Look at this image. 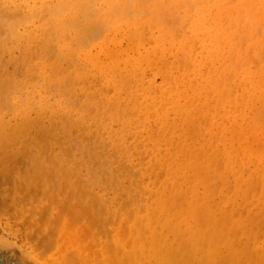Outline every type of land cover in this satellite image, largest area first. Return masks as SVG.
Returning a JSON list of instances; mask_svg holds the SVG:
<instances>
[{
  "label": "bare ground",
  "instance_id": "1",
  "mask_svg": "<svg viewBox=\"0 0 264 264\" xmlns=\"http://www.w3.org/2000/svg\"><path fill=\"white\" fill-rule=\"evenodd\" d=\"M178 19H181L182 24H178L176 29L174 25L179 21ZM170 22L175 23L172 26ZM72 30L75 31L76 41L79 42L72 43L74 45L71 47L72 51L73 48L77 50V47L81 45L80 49L83 47L86 49L104 34L100 43L90 46L88 51L81 50L82 52L77 55L88 66V70L83 72H77L79 71L77 70L75 77H72L75 84L78 83L80 86L79 92L70 86L73 84L71 79L69 86L74 91L68 90L71 92L67 96L63 94L65 98L52 102V98L40 95L42 92L38 95L27 93L23 99L17 96L20 100H17V97L11 100L13 105H10L6 98L8 103L6 104L2 100L7 95L5 93L11 91V94L15 91L18 95H22V92L19 94L20 91H16L18 85L23 86L21 91L22 89L24 91L27 85H31L32 81L21 76L20 72L23 69H26L27 73L31 72L34 68H30L29 61L33 58L42 61V56H39L42 51L44 54V50L50 49L51 53L53 50L57 52V57L60 59L64 57L70 60L73 57L68 42ZM146 36H149V39ZM124 40L130 45L126 50L122 48ZM10 44L16 47V52L18 47V49L22 48V51L26 50V53L31 52L32 56L29 57L31 55L29 53L30 59H25L27 63L25 61L23 66L22 61L17 63L19 59L12 63V52L10 61L7 62L6 57L0 54V190L6 189L12 182L17 184L18 179L13 180L10 176H19L22 170L32 167L26 161L33 160L36 165V167L33 165V168L51 169L50 174L41 173L44 175L42 177L44 181L40 180L38 186L43 184L42 186L54 185L56 188L58 186L65 188L57 190L56 198L53 197V202L61 205L58 207L64 214L71 213L79 220L82 218L83 221L80 223L88 219L86 223L88 221L93 228L102 222L101 228L97 227V229L103 232L107 230L106 225L109 228L112 225L111 228L115 229L114 226L117 224L125 225L131 218L136 220L138 229L136 242H127V245L124 243L121 245V243L119 247L115 245L114 252H111V256H104L101 264H183L182 262L190 264L194 253H197L195 240L204 243L208 241L209 244L215 241L217 242L215 247H219L220 242L222 244L226 242L222 245L225 246L224 249L220 246L223 250L226 249L224 253H218L222 250L215 248L223 259L222 254L227 255V249H231L229 244L232 246L231 244L235 242L247 243L251 238L260 240L259 238L264 236V121L262 117L264 116V0H0V53ZM75 45L78 46L75 47ZM128 48L131 49L128 51ZM6 49L5 54H7ZM130 51L134 53L131 55ZM24 56L27 57V54ZM71 62L68 65H71ZM7 65L12 66L11 72L9 68L7 69L9 71L6 70ZM56 66L60 69L58 65ZM42 67L39 64L41 80L64 82L60 86L64 87L65 84L67 86L68 79L66 78V81L61 75L64 71L61 69L64 67L61 66L62 72L59 75L60 71L57 70L58 76L55 71V76L53 75L52 69L51 77L46 75ZM68 68L71 67L68 66ZM68 68L65 69L68 70ZM90 70L97 75L93 73V76H96L94 84L88 76L92 73ZM156 77L161 80L159 85ZM11 95L15 96V93ZM10 99L12 98L8 99L9 102H11ZM255 104L258 108L254 107ZM6 105L11 109L13 107L11 113L6 112L10 110L9 107L5 108ZM251 107L257 110H251ZM250 110L255 113L250 117L251 120L249 121L248 118L246 122ZM221 111L223 114L221 113L219 119L224 122L217 123ZM72 114L75 120L77 118L81 122L92 115L95 124L100 127L94 128L93 133L100 134V129L106 141L112 149L116 150L115 153H118L120 161L138 169V173L141 174L140 182L145 180L144 183L142 181L144 187L141 188H144L148 194V197L143 198L142 201L140 197L142 205L138 207V202H136L137 206L127 202L125 204H128L127 207L119 213L108 206V203L112 201L111 195L108 196V203L105 199L99 198L100 196L97 198L100 186L92 187L90 183V185L87 184L88 180L81 179L80 170L83 166L82 171L83 169L88 172L91 170V175L94 173L93 178H96L95 176L100 172L99 169L101 167L103 169L105 164L102 166V162V164L99 162L101 165L96 162L94 165L95 162H92L93 165H85L87 163L84 164L82 161H73L71 156L69 160L70 151L68 152L67 145L60 140L64 134H67L66 128L74 124L70 122ZM115 124L116 129L112 128ZM203 124H205L204 127H202ZM87 127L84 126L81 130L84 132L91 130ZM18 136L23 143L19 141L21 145L16 146V141L13 147L9 142L12 139L18 140ZM57 143H61L63 147L59 151L56 149ZM57 153L59 157L56 156ZM58 167L61 170H59L60 174L57 173ZM55 168L57 172L52 170ZM69 168L74 169L73 174ZM67 170L70 171L69 174ZM98 170L99 172L95 175V171ZM103 172L105 173L104 169ZM128 173L127 176L134 177L136 172ZM112 178L113 176L110 179L108 177V181L106 180L108 183L105 181L106 186L108 184L110 187L113 186L112 189H116L119 178L117 181L116 177ZM135 178L136 174L133 179ZM55 187L53 189L56 190ZM66 192L68 196L64 195ZM146 193L144 192L143 196H146ZM1 194L3 192H0ZM9 195H6L8 199L11 196ZM117 197L116 200L119 199ZM136 197L138 199L139 196ZM127 199L132 201L134 195L131 194ZM113 204L116 206L114 202ZM96 208H99L98 212L101 210L100 215ZM104 212L105 215L108 214V218L100 220L104 217V215L101 217V213ZM96 216L101 217L99 221ZM60 221L55 224L61 223ZM75 222L79 221L75 219ZM133 225L131 230L135 229V222ZM54 227L57 229L60 226L54 225ZM122 227L124 229V226ZM163 227H167V237L160 232ZM168 227H172V230L175 227L181 230L183 228L185 231L182 233L179 231L178 234L172 231L174 239H171V235L168 239ZM203 227L207 229L205 236L199 233ZM224 227L227 231H223ZM83 230H85L84 227ZM127 230L130 232L129 229ZM112 231L108 233L110 239ZM85 232L88 234L86 230ZM120 233L122 234V231ZM159 233L161 236L157 237ZM196 234L200 236L195 237ZM116 235L119 236V233ZM62 236L60 235L61 238ZM123 236L120 237L123 238ZM181 236H183L182 240L186 238V241H183L184 246L180 245L182 241H177L181 239ZM72 237L70 238L74 239ZM134 238L132 239L135 240ZM132 239L130 240L133 241ZM8 240L5 236L0 237V264L50 263L41 261L35 253ZM120 240L124 242L125 239ZM115 242L120 243V241ZM176 243L178 244L175 245ZM211 248L206 252L209 258L213 256V254L210 255V252L214 251ZM261 248L264 249V247ZM261 248L255 249L260 251ZM43 249L39 255L42 254ZM80 250L70 254H74L73 258H86L82 247ZM244 250L243 254L248 251L244 252ZM109 251L106 253L110 254ZM88 253L89 257H87L91 259V252ZM243 254H241L242 257L236 254L238 258L232 255L235 259L229 257L227 259H239L240 262ZM199 256L201 255L196 257L199 258ZM244 256L248 258L246 254ZM261 256L260 258L264 257ZM95 257L98 259L99 255ZM218 258L215 264L221 259ZM97 259L94 260L97 262ZM194 261L198 263L195 256ZM69 263L70 261L67 262ZM87 264L92 263L88 261Z\"/></svg>",
  "mask_w": 264,
  "mask_h": 264
},
{
  "label": "rangeland",
  "instance_id": "2",
  "mask_svg": "<svg viewBox=\"0 0 264 264\" xmlns=\"http://www.w3.org/2000/svg\"><path fill=\"white\" fill-rule=\"evenodd\" d=\"M91 21H93V19H90ZM179 20V19H178ZM90 21V22H91ZM181 22V19L174 25V23H172V22H170L171 24H172V26L174 25L175 26V28L177 27V26H179V25H181L182 24V22ZM170 24V25H171ZM179 24V25H178ZM179 28V27H178ZM177 29V28H176ZM72 32V34L69 36L70 37V39H69V43H70V46H69V49H71V53L73 54V57H71L70 58V60L69 59H65L64 57H61V59H60V57H57V52H54L53 50H52V53H51V50L50 49H48V50H44V54H45V52L47 53V51H49L47 54H43V51H42V53H40V55L39 56H42L41 57V59L43 58V60L42 61H40L39 59L38 60H36L35 58H33V59H35V60H31V61H29L30 62V68L31 69H33L31 72H29V73H27V71H26V69H23L22 71H21V69H20V73H21V76L23 75V77L25 76L28 80H30V81H32L31 82V85H27L26 86V89L24 88V91H23V89H22V91H21V88L23 87V86H20L19 87V85H18V88H16V91H20V93L19 94H21V92H22V95H18L17 94V92H15L14 90H15V88L13 89V91L14 92H12V93H15V96H12L11 94H10V92L11 91H9V92H7V93H5V94H7V95H5V99H2L5 103H6V98H7V102L8 103H10V105L12 104L13 105V101H11V100H15L16 99V97L18 96V97H21L22 99L25 97V95L27 94V93H33V95H38V94H40L41 92V94L40 95H42V96H47V97H49L51 100H52V102H54V101H56V99L57 100H59L60 98H65L71 91H74V90H76V91H78L79 90V84L78 83H76L75 84V82H74V78H72V77H75L74 76V74H75V71H77V70H79V71H77V72H83L84 70L86 71V70H88V66H86L87 64H85V62L83 61V59L81 58V57H78L77 55L78 54H80L82 51L81 50H85V51H88L89 49H90V46H92V45H97V43H100L102 40H103V38H104V34H102L101 35V37L99 38V40H97L96 42H93L92 43V45L90 44L88 47H86V49H84V47H83V49L81 48L80 49V47L82 46H79V47H77L78 45H75V47H77V50L75 49L74 50V48H73V51H72V48L71 47H74V43H79V42H77L76 41V38H75V31H71ZM78 32V31H77ZM149 36H146V38L147 39H149L148 38ZM72 39V40H71ZM74 39V40H73ZM144 40V39H143ZM124 42V43H123ZM125 40L124 41H122V48H125L124 50H126L127 49V47L129 46L130 47V45H128V43L126 42V44H125ZM73 43V44H72ZM126 46H125V45ZM73 45V46H72ZM124 45V46H123ZM11 47H14V48H11ZM7 48V49H6ZM5 49H6V51H7V54H9V55H7V54H5L4 52H5V49L4 50H2L1 51V56L3 55V57L5 58H7V56H8V58L6 59L5 58V61L7 62V61H10L9 60V57H10V54H11V52H12V55H13V57L11 58L12 60H13V62L12 63H14V61L17 59V61H18V59H19V61L17 62V63H20V61H22V63H21V65H23L24 66V64H25V61L28 59H30V58H28V56L31 54V52H27L26 53V50H21L22 48H20V49H18V47H17V52H16V47L15 46H12L11 44L9 45V47H8V45H7V47H6ZM10 48L12 49V50H10ZM132 48V47H131ZM131 48H128V51L131 49ZM24 49V48H23ZM46 49V48H45ZM80 49V50H79ZM13 50H15L14 52H13ZM20 50H21V52H20ZM30 51V50H29ZM40 52H41V50H40ZM76 52V53H75ZM78 52V53H77ZM4 53V54H3ZM30 53V54H29ZM130 53H131V51H130ZM133 53H134V51H133ZM133 53H131V55L133 54ZM27 54V57H25L24 55H26ZM5 55V56H4ZM7 55V56H6ZM54 57H53V56ZM20 56H22V58L20 57ZM32 56V54L29 56V57H31ZM49 56V57H48ZM15 58V59H14ZM37 58V57H36ZM38 58H40V57H38ZM47 58V59H46ZM53 58V59H52ZM60 60H59V59ZM21 59V60H20ZM26 59V60H25ZM74 59V60H73ZM58 60H59V62H58ZM68 60V61H67ZM71 60L73 61V62H71ZM4 61V62H5ZM49 61V62H48ZM51 61V62H50ZM56 61V62H55ZM83 61V62H82ZM42 62V63H41ZM69 62H71L70 64L71 65H68L69 64ZM76 62V63H75ZM26 63H27V61H26ZM38 63V64H37ZM80 63V64H79ZM39 64L41 65V66H43L41 69H43L44 70V72L46 73V75L48 76V77H51V73H52V69H53V75L55 76V74H54V71H55V73H56V76H58L59 74H61V72L64 70L65 71V73H64V71L62 72L63 74H61L62 76H64L65 77V79L67 78L68 79V83H67V86H66V84H65V86L64 87H62V86H60V85H62L64 82H57V81H55V80H53V81H43V80H41L40 78V69L38 68L39 67ZM77 64V65H76ZM50 65V66H49ZM54 65V66H53ZM56 65H58L59 66V68L61 69L62 67H64V68H62L61 70L62 71H60V69H58V68H56L57 66ZM66 67H65V66ZM78 67H76V66ZM79 65V66H78ZM80 65H81V67H85L84 69L83 68H81L80 67ZM34 66V67H33ZM36 66V67H35ZM62 66V67H61ZM68 66H70L71 68H68ZM6 67V70L9 68L10 69V71L9 70H7V71H9V72H11L12 71V66H9V65H7V66H5ZM5 67H4V69H5ZM50 67V68H49ZM52 67V68H51ZM65 68H68V70L67 69H65ZM74 68H76V69H74ZM83 69V70H82ZM90 69V68H89ZM13 70H15V67H13ZM57 70H59L60 71V73H58V75H57V72H59V71H57ZM47 71V72H46ZM48 71H49V73H48ZM73 71V72H72ZM91 71V70H90ZM92 73H90L88 76L89 77H91L90 78V81H91V83H93V82H95V77L97 76L93 71H91ZM19 73V72H18ZM17 73V74H18ZM93 73L96 75V76H93ZM29 76V77H28ZM30 76H33V77H30ZM68 76H71V77H68ZM93 76V77H92ZM38 77V78H37ZM157 78V84L159 85L160 84V82H161V80H159L160 78L159 77H156ZM19 79H21L20 78V76H19ZM67 79H66V81H67ZM71 79L73 80L72 81V83L73 84H71L70 85V81H71ZM35 80V81H34ZM65 81V82H66ZM90 81H89V83H90ZM22 82V81H21ZM21 82H20V84H21ZM58 84V85H57ZM94 84V83H93ZM74 89V90H72V88L70 87V86ZM46 86V87H45ZM53 86V87H52ZM57 86V87H56ZM74 86V87H73ZM87 86H93V85H87ZM29 87V88H28ZM54 87H55V89H54ZM66 87L68 88V89H66ZM70 87V88H69ZM20 88V89H19ZM27 88H28V90H27ZM31 88H32V90H31ZM60 88V89H59ZM76 88H78V89H76ZM49 89V90H48ZM53 90V91H52ZM55 90V91H54ZM65 90V91H64ZM68 90H71V91H68ZM33 91V92H32ZM36 91V92H35ZM79 92V91H78ZM77 92V93H78ZM8 93H9V96H8ZM36 93V94H35ZM23 94H24V96H23ZM56 94H57V96H56ZM63 94H65L66 96H64ZM14 95V94H13ZM77 95H79V93L77 94ZM112 95V94H111ZM12 98V99H10V101L12 102H9L8 101V99L9 98ZM18 97H17V100H20V98L18 99ZM54 97H57V98H54ZM25 100V99H24ZM21 101H23V100H21ZM8 103H6V104H8ZM7 107H9L10 108V110L9 111H6L7 113H11L12 112V109H13V107H12V109H11V107L10 106H7L6 105V107L5 108H7ZM255 108L257 107V104H255V106H254ZM253 107V109H252V107H251V110H254V111H256L257 109H255ZM8 108V109H9ZM258 108V107H257ZM7 110V109H6ZM249 111V114H248V116L246 117L247 119H246V122H248V118H249V121L251 120L250 119V117L253 115V113H255L254 111ZM263 112H264V110H263ZM223 114V111H221V112H219V115H218V118H217V123H220V122H224L223 120H220L219 118H220V115H222ZM250 113H251V115H250ZM74 114V113H73ZM72 114V117H70V122L74 125H72V126H70V127H68V129L66 128V131H65V133H67V134H64V136H62V138H61V140L60 141H62V142H64L66 145H67V147H68V152H69V160H73V161H79V162H83L84 164L85 163H87V164H85V165H90V164H92V162H95L94 163V165L96 164V162L98 163V164H100L101 162L103 163H101L102 164V166H104V164H105V166L103 167V169H104V171H105V173L103 172V169H102V167L99 169L100 170V172H99V170L98 171H95V175H97V173H98V177L97 176H95L96 178H93L94 177V173L91 175V170H89V172L87 171V170H85V169H83V171H82V168H84V166L81 168V170H80V177H81V179L82 180H84V181H87L88 183L87 184H91V186L92 187H98V186H100V187H98V189L100 190L97 194L98 195H96V197L98 198L99 196V198H103V199H105L106 201H107V203H108V201H109V197H110V195H111V197H110V199H112V201H110V203H108V206H111L110 208H114L117 212H119L120 213V211L123 209H125L126 207H127V205H125L127 202L129 203V202H131L130 204L131 205H133V206H137V203L136 202H138V207L140 206V205H142V202H140V200L142 201V199L144 198V199H146L147 197H148V194L146 193V191H145V189L143 188H141V187H144L143 186V183L145 182V180H141V182H140V179L139 178H141V174L140 173H138V169L135 167H132V166H129V165H127V164H125V163H122L121 161H120V159H119V157L117 156V154L118 153H115L116 152V150L115 149H112V146L106 141V138H105V136L104 135H102L103 133H101V130L99 129V132H100V134H98V135H95V133H93V131H94V128H100V127H98L97 125L98 124H95L96 122H95V119H94V117L92 116V115H89L88 117H86L85 118V120H84V122H81V120L80 119H78L77 120V118H76V120H75V117H74V115ZM264 114V113H263ZM262 114V115H263ZM263 117V121H264V116H262ZM87 119V120H86ZM89 120V121H88ZM79 123H78V122ZM85 121H87V122H85ZM84 123V124H83ZM86 123H88L87 125H86ZM90 123V124H89ZM92 123H94V124H92ZM79 124V125H78ZM47 125V124H46ZM93 127H92V126ZM204 125L205 124H203L202 125V127H204ZM77 126H79V127H77ZM83 126V127H82ZM84 126H85V128H86V126H88L87 128H91V130L90 129H88L87 131H82L81 130V128H84ZM89 126H91V127H89ZM113 127L112 128H114L115 127V129L117 128L116 127V124L115 125H112ZM79 128V129H78ZM91 132H90V131ZM83 133V134H82ZM84 133H87L86 135L84 134ZM74 134V135H73ZM81 134V135H80ZM94 134V135H93ZM72 135V136H71ZM78 135V136H77ZM102 137H101V136ZM66 136V137H65ZM91 136V137H90ZM99 136V137H98ZM19 137V136H18ZM69 139H68V138ZM104 137V138H103ZM72 138V139H71ZM20 139V140H19ZM19 139L17 140H15L14 141V139H12V141H14L13 143H12V141L11 142H9V144L11 143L12 145L17 141V144L15 143V145L16 146H20L21 145V143H23L22 142V139L19 137ZM75 139V140H74ZM66 140V141H65ZM73 140V141H72ZM21 143H20V142ZM1 143V142H0ZM104 143V144H103ZM108 143V144H107ZM106 144V145H105ZM59 147H58V146ZM107 145H108V147H107ZM56 146L58 147H56V149H57V151H59V150H61L63 147H62V145H61V143L60 144H56ZM71 146L72 147H74L75 146V148H71ZM89 146V147H88ZM255 146V145H254ZM13 147H15L14 145H13ZM62 147V148H61ZM256 147V146H255ZM79 149V150H78ZM87 153H85V152ZM114 151V152H113ZM113 153H115V154H113ZM86 154V155H85ZM102 154V155H101ZM112 154V155H111ZM58 155V157H59V154L57 153L56 154V156ZM84 155V156H83ZM70 156H71V159H70ZM77 156V157H76ZM102 156V157H101ZM100 157V158H99ZM110 157V158H109ZM116 159V160H115ZM92 160V161H91ZM94 160V161H93ZM101 160V161H100ZM87 161V162H86ZM90 161V162H89ZM100 162V163H99ZM115 162V163H114ZM26 163L28 164H30L29 166H32V167H27L26 169H25V171L24 170H22V172H20V174H19V176H17V175H15V176H10V178L11 177H13V180L14 179H18L17 180V184L15 183V182H12L11 184H13V186L10 184V185H8V187L5 189V188H3L4 189V191H2V190H0V192L2 193L3 192V194L5 195H3V194H1V195H3L2 196V199H4V200H2V199H0V205H2V206H0V237H7L9 240V242H11V243H13V241L15 242V243H17L18 245H21L23 248H25V249H28L29 251H31V252H33V253H35L36 255H37V257L41 260V261H43V262H50L49 264H67V262H69L70 261V263L69 264H83V263H85L86 261V264L88 263V261H89V263H92V264H101L102 263V260L101 259H103L104 258V256H111V252H114V247H116L115 245H117V247H119V245L121 244V245H123V243H124V245H127L128 243L127 242H133V243H135L136 242V239H137V237H138V229H137V225H136V220H134V219H130L129 221H128V223H126L125 225L124 224H120V225H122V226H124V229H122L123 227L122 226H120L119 224H117V226H114L115 227V229L114 228H111L112 227V225H110V228H109V226L108 225H106L105 227H106V231L105 232H103V231H101L99 228L97 229V227H100L101 228V224H102V222H101V224H100V222H99V226H97V227H94L93 228V225H91L88 221H87V223H86V220H88V219H86L84 222H81L80 223V221H83V220H81L82 218H80V220H79V218H77L75 215H72L71 213H65V214H68V215H70V216H68V217H66V215L63 213V212H61L60 210V208L58 207V206H61V205H58L56 202L54 203L53 201H54V198L53 197H55V194H57V190H63V189H65V188H61V186H58L57 188L54 186V185H52V187L50 186V185H45V186H42V185H40L41 186V188H40V186H38L37 184H40V182L41 181H44L43 179L44 178H42L44 175H42V174H44V173H46V174H50L51 173V169L49 168V170H48V167H46L45 169H44V167L42 168V169H37V168H35L36 167V165H34L35 164V162L33 161V160H31V162H30V160L29 161H26ZM33 163V164H32ZM100 164V165H101ZM108 164V165H107ZM122 166H121V165ZM33 165L35 166L34 168H33ZM93 165V164H92ZM124 165V166H123ZM123 167V169H121V167ZM126 166H127V168H126ZM130 167H132V168H130ZM28 168H30V169H28ZM32 169H33V171H32ZM56 169L57 168H55V170L54 169H52L53 171H56ZM121 169V170H120ZM126 169V170H125ZM129 169H130V171H129ZM132 169V170H131ZM36 170H37V172H36ZM43 170V171H42ZM60 169H59V167H58V172L57 173H59L60 171H59ZM69 170L72 172V174H73V168H69ZM93 170V169H92ZM119 170V171H118ZM124 170H125V173H124ZM50 171V172H49ZM70 171H68L67 170V172H68V174H69V172ZM94 171V170H93ZM108 171V172H107ZM115 173V175H113L114 173ZM128 172H132V173H134V172H136L135 174H136V178H135V180L133 179L134 177H135V174H134V177H133V175L130 177V176H127L128 174H130V173H128ZM42 173V174H41ZM90 173V174H89ZM110 175H109V174ZM113 173V174H112ZM128 173V174H127ZM131 173V174H132ZM37 174V175H36ZM41 174V175H40ZM60 174V173H59ZM122 174L124 175V176H122ZM137 174L139 175V176H137ZM83 175V176H82ZM108 175V176H107ZM37 176V177H36ZM103 178H102V177ZM113 176V178L114 177H116L115 179H116V181L118 180V178H119V180H118V182H117V185H118V187H116V189H112V187H110V185H108L107 184V186H106V183H105V181L107 180L108 181V177H109V179L111 178V177ZM18 177V178H17ZM20 177V178H19ZM40 177V178H39ZM105 177V178H104ZM107 177V178H106ZM121 177H122V179H121ZM124 177V178H123ZM98 178V179H97ZM112 178V179H113ZM114 179V180H115ZM41 180V181H40ZM104 180V181H103ZM124 180L126 181L125 183H124ZM16 181V180H15ZM35 181V182H34ZM40 181V182H39ZM90 181V182H89ZM106 181V182H107ZM121 181V182H120ZM133 181V182H132ZM134 181H135V183H134ZM142 181H143V183H142ZM39 182V183H38ZM100 183V185H97V184H99ZM139 182V183H138ZM108 183V182H107ZM120 183V184H119ZM121 183H122V185H121ZM124 183V184H123ZM134 183V184H133ZM137 183H138V185H137ZM89 184V185H90ZM126 184V185H125ZM129 184V185H128ZM141 184V185H140ZM31 185V186H30ZM38 186V188L36 187V186ZM128 185V186H127ZM133 185V186H132ZM12 186V187H11ZM49 186V187H48ZM122 186V187H121ZM137 186H139V187H137ZM34 188V190H33V188ZM56 188V190L55 189H53V188ZM108 187V188H107ZM121 187V188H120ZM124 187V188H123ZM129 187V188H128ZM13 188H14V191H12L13 190ZM16 188V189H15ZM107 188V189H106ZM109 188H111L110 189V191L109 192H107V190L109 189ZM118 188H119V190H118ZM42 189V190H41ZM104 189V190H103ZM120 189H122V190H120ZM135 189V190H134ZM126 190V191H125ZM128 190H131V191H128ZM143 190H144V192L146 193V196H143V194H144V192H143ZM5 191H7L6 192V194H5ZM9 191H11V192H9ZM65 191V190H64ZM63 191V192H64ZM114 191H115V193L116 194H121V195H117L118 197H119V199H120V201L118 202V197L116 196V194L114 193ZM122 191V192H121ZM139 191H140V193H139ZM52 192H54V193H52ZM113 192V193H112ZM126 192V194H124ZM130 192H132V193H130V195H129V193ZM9 193H13V194H10L9 195ZM15 193V194H14ZM108 193V194H107ZM135 193V194H134ZM136 193H138L137 195H136ZM9 195L10 196V198L8 199V196H6V195ZM68 194V192H66L64 195L65 196H68L67 195ZM107 194V195H106ZM115 194V195H114ZM131 194H132V196L134 195V199L132 200V201H129L128 199H127V197L128 196H131ZM1 195H0V198H1ZM22 195H23V197H22ZM106 195V196H105ZM123 195V197H121ZM139 196L138 197V199H137V197L136 196ZM107 198H105V197ZM109 196V197H108ZM22 197V198H21ZM24 197H25V200L23 201V199H24ZM116 197H117V199L118 200H116ZM121 197V198H120ZM126 197V198H125ZM140 197H141V199H140ZM7 198V199H6ZM17 198V199H16ZM56 198V197H55ZM6 199V200H5ZM10 199H12V200H10ZM21 199H22V203L20 204V202H21ZM137 199V200H136ZM140 199V200H139ZM8 200H10V201H8ZM126 202H125V201ZM12 201V202H11ZM15 201V202H14ZM125 202L124 204H123V202ZM133 201H134V203H133ZM3 202H7V203H3ZM113 202L115 203V205L116 206H114V204H113ZM11 203H13V204H11ZM122 203V204H121ZM110 204V205H109ZM120 204H121V206H120ZM5 205V206H4ZM16 205V206H15ZM56 205V206H55ZM125 205V206H124ZM4 206V207H3ZM10 206V207H9ZM106 206H107V204H106ZM104 207V205L102 204V208ZM116 207V208H115ZM117 207H119V209L117 208ZM125 207V208H124ZM4 208V209H3ZM7 208H9V209H7ZM10 208H11V210H10ZM54 208V209H53ZM100 208V207H99ZM99 208H96V211L98 212V209ZM128 208H129V206H128ZM130 208H133V207H130ZM22 209V210H21ZM104 209V208H103ZM119 211H118V210ZM100 212H101V210H99ZM105 211V210H104ZM8 212V213H7ZM49 212V213H48ZM60 212V213H59ZM100 212H98L99 213V215H100ZM106 212V211H105ZM105 212L104 213H101L102 215H101V217L104 215V217L102 218V219H100V218H98L99 216H96V218L98 219V221H99V219L100 220H105L104 218H108V214L106 213V215H105ZM111 212V211H110ZM123 211H121V213H122ZM57 213H59V214H57ZM63 213V214H62ZM93 213H95V210L93 209ZM118 213V214H119ZM16 215V216H15ZM30 215V216H29ZM48 215V216H47ZM60 215V216H59ZM64 215H65V217L67 218V220L65 219V217H64ZM72 215V216H71ZM96 215H98L97 213H96ZM40 218H39V217ZM54 217H55V220H54ZM57 217V218H56ZM71 217V218H70ZM74 219H73V218ZM79 217V216H78ZM32 218V219H31ZM69 218H70V220H69ZM25 219V220H24ZM43 219V220H42ZM63 220L62 222L60 221V220ZM75 219H76V221H79V222H75ZM54 221V222H53ZM61 222V223H57V224H55L56 222ZM69 221H71V223H69ZM74 221V222H73ZM52 222V223H51ZM73 222V223H72ZM104 223L105 222H107L108 223V221H103ZM131 224H130V223ZM134 222H135V229H133L132 228V230H133V232H132V230L130 229L132 226H134L133 224H134ZM54 223V224H53ZM45 224V225H44ZM73 224H75V225H73ZM128 224V225H127ZM30 225V226H29ZM54 225L55 226H57L58 227V225L60 226V227H58L57 229L54 227ZM91 225V228H92V230H91V228L89 227ZM97 225H98V223H97ZM127 225V226H126ZM132 225V226H131ZM33 226V227H32ZM74 226H75V228H74ZM80 226H83L84 227V229L88 232V234H86V232H85V230H83V227H80ZM96 226V225H95ZM126 226V227H125ZM129 226V227H128ZM19 227V228H18ZM71 227H73V228H71ZM70 228V229H69ZM109 228V229H108ZM163 228H165V227H163ZM163 228H159L161 231L160 232H162L163 234L162 235H164L165 237H167V230H166V228L165 229H163ZM172 227H168V232H169V235H168V239H170L171 238V236H172V238L171 239H174V235H173V233L175 234V233H177L178 234V232L180 231L181 233L182 232H184L185 230H183V228H182V230L181 229H179L178 227H177V229H176V227H175V229L177 230H172L171 229ZM174 228V227H173ZM204 228V227H203ZM202 228V230H201V232H199L198 230V232L200 233V235L201 234H203L202 236H205V234L204 233H206V228H204L203 229ZM54 229V230H53ZM90 229V230H89ZM96 229H97V231H96ZM103 230H104V228H102ZM113 230L112 231V233H111V239H110V234L108 235V233H109V231H111V230ZM119 229V230H118ZM122 229V230H121ZM127 229H129V231L130 232H128V230ZM53 230V231H52ZM73 230V231H72ZM109 230V231H108ZM117 230L119 231L118 233H119V236L118 235H116V234H118L117 233ZM123 230H125V231H123ZM126 230H127V232H126ZM136 230V231H135ZM163 230H165V231H163ZM205 230V231H204ZM224 230H226L227 231V229L224 227V229H223V231ZM264 230V229H263ZM262 230V231H263ZM23 231V232H22ZM50 231V232H49ZM63 231L65 232V233H63ZM79 233H78V232ZM85 233H84V232ZM91 231V232H90ZM93 231V232H92ZM122 231V234L120 233ZM172 231H173V233H172ZM103 234H102V233ZM107 232V233H106ZM136 232V234L134 235V233ZM57 233V234H56ZM74 233V234H73ZM98 233H99V235H98ZM104 233H105V235L107 234V236H105L104 235ZM128 234L127 236H126V234ZM133 233V234H132ZM166 233V234H165ZM225 233V232H224ZM67 234V235H66ZM121 234V235H120ZM123 234H125L124 236H123ZM131 234V235H130ZM26 235H28V236H26ZM38 237H37V236ZM51 235L53 236V237H51ZM55 235H56V237H55ZM60 235H63L62 236V238L60 237ZM95 235V236H94ZM171 235V236H170ZM180 235V234H179ZM179 235H177L178 237L177 238H179ZM197 236H195V237H199L200 235H198V234H196ZM51 237V242H50V237ZM72 236H75L77 239H78V241H77V239L76 238H74V237H72ZM79 236V237H78ZM90 236V237H89ZM94 236V237H93ZM105 236V237H104ZM118 238H116V237ZM123 236V238L126 240V242H125V240L123 239V238H121V237ZM130 236V237H129ZM137 236V237H136ZM157 237L159 236H161V234L159 233V235H156ZM156 236H155V238H156ZM184 236V235H183ZM183 236H181V239H177V241L178 242H181L180 243V245L182 246L183 245V241L185 242L186 240H188V237L185 235V237L187 238H184V240H182L183 239ZM27 237H28V239H27ZM30 237V238H29ZM33 237V238H32ZM37 237V238H36ZM49 237V238H48ZM70 237H72V238H74V239H71ZM113 237V238H112ZM114 237H115V239H114ZM129 237V238H128ZM134 237H136V238H134ZM23 238V239H22ZM41 238H43V239H41ZM53 238V239H52ZM61 238V239H60ZM64 238V239H63ZM68 238H70V240H68ZM109 238V239H108ZM132 238H134L135 240H133ZM32 239H33V242H32ZM75 239H76V243L74 242L75 241ZM120 239H122V240H124V242H121V240ZM130 239H132L133 241H131ZM186 239V240H185ZM260 240H256L255 238H251L250 240H248V242L247 243H245V242H243V243H241L242 245H241V248H240V246H239V242H237V243H239V244H237L236 242V245H234V244H231L232 246H230V244L228 245L231 249H227L228 251H226V254L227 255H225V254H222V253H224L225 252V250H223L224 248H225V246H222L223 244H225V243H223L222 244V242H220L221 244H220V246H222L223 247V249L219 246V247H215L216 245H217V242H215L214 241V243H211V244H209V242L207 243V242H200L199 240H195L197 243H195L194 245L197 247L196 249H195V251L198 253V251H199V249L200 248H202V245H203V248L202 249H200V251H199V253H198V255H201V256H199V258L198 257H196V256H198V255H195V254H197V253H194V252H192V254L194 253V255H193V259H191L192 258V254L190 255V259L192 260L191 262H190V260H189V262H190V264H215V260H217L216 258H218V259H220L221 258V256H219L218 255V253H220V252H222L221 254L223 255V259L221 258L220 260H222V262L220 261V260H218L217 262H216V264H238V263H240V262H242L241 264H264V257L263 258H260V256L264 253V249H262L261 247H264V236H262V237H260L259 238ZM24 240V241H23ZM30 240V241H29ZM36 240V241H35ZM49 240V241H48ZM60 240V241H59ZM64 240V241H63ZM67 240V241H66ZM72 240V241H71ZM96 240V241H95ZM110 240V241H109ZM130 240V241H129ZM42 241V242H41ZM45 241V242H44ZM46 241H48V242H46ZM53 241V242H52ZM69 241V242H68ZM114 241H120V243L119 244H117L116 242L114 243ZM199 241V242H198ZM213 241V240H212ZM211 241V242H212ZM41 243V244H43L44 243V245H41V244H39V243ZM50 242V243H49ZM54 242H55V244H54ZM64 242H66L67 244H62V243H64ZM81 242V243H80ZM110 242V243H109ZM254 242V243H253ZM46 243V244H45ZM47 243H48V245H47ZM74 243H75V245H74ZM109 243V244H108ZM14 244V243H13ZM79 244H81V246H79ZM178 243H176L175 245H177ZM216 244V245H215ZM36 245H38V246H36ZM40 245V246H39ZM105 245H107V246H105ZM108 245H111L110 247L108 246ZM112 245H113V247H112ZM214 246L213 248H211L210 246ZM219 245V244H218ZM260 245V246H259ZM16 246V245H15ZM41 246H43V247H45L44 249H43V247L42 248H40ZM48 246V247H47ZM63 246V247H62ZM89 246V247H88ZM91 246H93V247H91ZM184 246V245H183ZM244 246V247H243ZM50 247V248H49ZM68 247H69V249H68ZM82 247V251L86 254V258L85 257H82L83 259H79V257H74L73 258V255H71L70 254V252H76V250L78 251V250H80V248ZM84 247H86V249L84 248ZM109 247V248H108ZM38 248V249H37ZM52 248V249H51ZM54 248V249H53ZM77 248V249H76ZM88 248H90L91 249V251H90V249H88ZM103 248V249H102ZM110 248H112V249H110ZM211 248V250H213L214 249V251H215V248H218V249H220V250H222V251H215V253L217 254H215L214 255V251H209L210 252V255H212L213 254V256L211 257V258H209L208 257V255H206L207 253L206 252H208V249H210ZM258 249L259 250V248H261V250L260 251H258V250H256V249ZM41 249H43V252H42V254H40L39 255V252L41 253ZM198 249V250H197ZM248 250L247 252L245 251V250ZM37 250V251H36ZM51 250V251H50ZM107 250V251H106ZM110 250V251H109ZM112 250V251H111ZM201 250H203V251H201ZM243 250H244V252H246V253H244L243 254ZM256 250V251H255ZM47 251V252H46ZM61 251V252H60ZM81 251V250H80ZM98 251V252H97ZM109 251V253L110 254H108V253H106V252H108ZM205 251V252H204ZM251 251H253L252 252V254H251ZM88 252H91L90 254H91V259H89L88 257V255H89V253ZM103 252V253H102ZM218 252V253H217ZM44 253H46L45 255H44ZM55 253H56V255H55ZM88 253V254H87ZM205 253V254H204ZM255 253V254H254ZM258 253L260 254V255H258ZM104 254V255H103ZM220 254V255H221ZM238 255V257H242V255L241 254H243V258L241 259L240 258V262L238 261L239 259H236V260H230L231 258H233V259H235V258H238L237 257V255ZM247 255V257L248 258H246V256H244V255ZM43 255V256H42ZM67 255H71L70 257H68ZM97 255H99V257H98V259H97V257H95V256H97ZM205 255V256H204ZM230 255L232 256V255H236L235 256V258H234V256H232V257H230ZM251 255V256H250ZM257 255V256H256ZM88 256V257H87ZM194 256H195V260L197 261L198 260V263H196L195 261H194ZM207 256V257H206ZM249 256H250V258H249ZM262 256H264V255H262ZM261 256V257H262ZM67 257V258H66ZM216 257V258H215ZM227 257H229L228 259H227ZM78 258V259H77ZM197 258V259H196ZM215 258V259H214ZM252 258V259H251ZM59 261H58V260ZM94 259H97V262H99V263H97ZM109 259V258H108ZM47 260V261H46ZM69 260V261H68ZM92 260V261H91ZM96 262H94V261ZM99 260V261H98ZM214 260V261H213ZM226 261V263H225V261ZM227 260H229L228 262H227ZM60 261H62V262H60ZM77 261H78V263H77ZM85 261V262H84ZM91 261V262H90ZM111 261V260H110ZM194 261V262H193ZM75 262V263H74ZM188 262V263H189ZM183 264H186V263H184V262H182Z\"/></svg>",
  "mask_w": 264,
  "mask_h": 264
}]
</instances>
